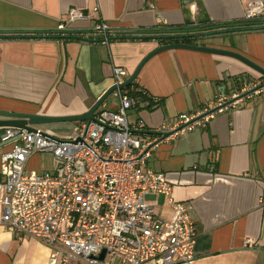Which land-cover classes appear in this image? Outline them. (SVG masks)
Masks as SVG:
<instances>
[{"label":"crops","instance_id":"0c3cea01","mask_svg":"<svg viewBox=\"0 0 264 264\" xmlns=\"http://www.w3.org/2000/svg\"><path fill=\"white\" fill-rule=\"evenodd\" d=\"M248 1L0 0V33L12 34L0 39V111L50 117L83 114L112 86L113 66L129 77L148 52L165 43L110 39L103 44L89 31L95 22L121 30L123 35L116 37H132L160 26L244 20ZM72 8L91 17L66 23L71 36L85 41L47 37L60 35L56 28ZM184 43L230 50L264 68L261 29L199 36ZM249 81L264 82L230 57L184 49L160 53L126 88L137 104L156 103L128 112L132 136L148 141L155 136L147 133L165 121L199 112L222 92H236ZM114 104L110 101L105 108L115 111ZM140 122L143 128L137 130ZM73 124L47 129L64 136ZM9 150L0 144V157ZM39 160V154L30 156L26 170L52 169L53 164L45 169ZM146 165L166 176L176 202L191 207L197 234L193 264H264V87L216 115L205 128L160 143ZM144 200L157 217L171 218L164 197ZM49 254L46 245L16 239L0 223V264H48Z\"/></svg>","mask_w":264,"mask_h":264},{"label":"built area","instance_id":"2783aa9c","mask_svg":"<svg viewBox=\"0 0 264 264\" xmlns=\"http://www.w3.org/2000/svg\"><path fill=\"white\" fill-rule=\"evenodd\" d=\"M90 18L72 8L56 32L64 35L70 31L66 23ZM244 19H264V1H248ZM89 31L103 44L123 35L105 22H95ZM127 77L123 68L113 66L115 90L93 121L74 123L64 136L39 127L33 133L0 129V144L10 146L0 157L1 226L16 239L26 237L46 245L48 264H193L197 234L191 207L176 202L170 181L146 163L160 143L205 128L216 115L258 94L262 84L249 81L236 92H222L199 112L165 121L156 132L167 137L142 141L132 136L128 112L149 105L137 104L126 89L119 88ZM111 100L117 102L115 111L105 108ZM136 128L142 130V123ZM33 154H48L52 169L26 170ZM146 196L164 197L171 218L157 217Z\"/></svg>","mask_w":264,"mask_h":264},{"label":"water","instance_id":"95a60500","mask_svg":"<svg viewBox=\"0 0 264 264\" xmlns=\"http://www.w3.org/2000/svg\"><path fill=\"white\" fill-rule=\"evenodd\" d=\"M264 1V0H263ZM253 30H259V28H253ZM231 32V30L227 31H221V32H206L201 33L198 36H210L213 34H221V33H227ZM11 36L12 34L8 33H0V39L4 38V36ZM187 35L185 34H168V35H161V36H137L132 35V37H116L112 38L114 40L118 39H138V40H145V41H157L161 42L164 41L165 43L163 45H158L156 48L152 49L150 52H148L143 59L139 62L135 70L130 74V76L124 81V83L119 86L121 89H126L129 87L132 82L136 79L138 76V73L140 72L141 68L144 66L146 62H148L150 59H152L154 56H157L160 53L175 50V49H184V50H190V51H196L201 53H207L212 55H220L225 57L233 58L243 65L247 66L249 69H251L253 72L257 73L259 75V78L264 80V68L258 66L257 64L253 63L249 59L245 58L244 56L230 51V50H222V49H216V48H209L205 46H198V45H189L182 42H171L170 40H177V39H184ZM51 38H64V39H72V40H80L85 41L80 37L75 36H52ZM264 87V82L261 84L259 88ZM115 90L114 86H111L108 88L98 100L83 114L75 115V116H60V117H50V116H42L37 114H26V113H14V112H2L0 111V129L1 128H18L21 130H25L28 133L35 132V127H41L44 125H51V124H60V123H80L85 121H93L95 117L96 111L99 109V107L106 101L111 94L112 91ZM147 134H153L154 136H160L163 139L164 137H167L168 134H165L161 136L158 132H149ZM103 253L99 256V259L102 260Z\"/></svg>","mask_w":264,"mask_h":264},{"label":"trees","instance_id":"16d2710c","mask_svg":"<svg viewBox=\"0 0 264 264\" xmlns=\"http://www.w3.org/2000/svg\"><path fill=\"white\" fill-rule=\"evenodd\" d=\"M253 28H259L261 30H264V19H256V20H240V21H233V22H226V23H211V22H206V23H198L197 25L193 24H187L184 27H166V26H160V27H155L152 29H147V30H139L135 34H139L141 36H150V37H155V36H161V35H168V34H185L187 35L186 38L184 39H177V40H170V41H180L182 43L184 42H190L193 38L199 37L198 35L201 33H214V32H221V31H250L253 30ZM69 34L72 35L71 32H67L64 35H51V33H47V37H52V36H69ZM64 39V38H61ZM164 42V41H162ZM186 44V43H185ZM156 103L149 104L148 107L150 106H155Z\"/></svg>","mask_w":264,"mask_h":264},{"label":"rangeland","instance_id":"374dc122","mask_svg":"<svg viewBox=\"0 0 264 264\" xmlns=\"http://www.w3.org/2000/svg\"><path fill=\"white\" fill-rule=\"evenodd\" d=\"M114 103H115V101L111 100V104L115 105ZM60 124H64V123H60ZM56 125H58V124L44 125V126H41L40 129L43 131H46V132L53 133L57 137H61L58 133L55 132L56 130H52L53 127ZM47 128H52V129L48 130ZM39 161L41 163V166H43L45 169H49L53 164L52 159L48 154H40V160Z\"/></svg>","mask_w":264,"mask_h":264},{"label":"bare ground","instance_id":"6f19581e","mask_svg":"<svg viewBox=\"0 0 264 264\" xmlns=\"http://www.w3.org/2000/svg\"><path fill=\"white\" fill-rule=\"evenodd\" d=\"M69 35H71V34H69Z\"/></svg>","mask_w":264,"mask_h":264}]
</instances>
